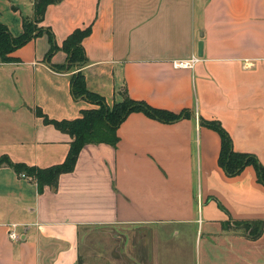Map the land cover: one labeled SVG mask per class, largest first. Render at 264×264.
<instances>
[{
  "label": "crops",
  "instance_id": "obj_1",
  "mask_svg": "<svg viewBox=\"0 0 264 264\" xmlns=\"http://www.w3.org/2000/svg\"><path fill=\"white\" fill-rule=\"evenodd\" d=\"M35 2L0 0V24L19 36ZM40 26L55 52L48 57L45 31L0 61V158L41 169L64 161L71 138L36 110L70 121L98 109L72 97L74 71L55 68L66 63L64 39L88 26L80 71L89 92L110 106L125 89L189 117L130 114L116 146L86 145L56 190L38 192L1 166L0 264H77L90 226L128 228L123 250L133 264H264V226L255 240L236 226L264 223V186L252 166L226 176L220 137L204 124L218 122L233 150L264 168V0H55ZM192 57V68L173 66Z\"/></svg>",
  "mask_w": 264,
  "mask_h": 264
},
{
  "label": "trees",
  "instance_id": "obj_2",
  "mask_svg": "<svg viewBox=\"0 0 264 264\" xmlns=\"http://www.w3.org/2000/svg\"><path fill=\"white\" fill-rule=\"evenodd\" d=\"M55 0H36L32 18L22 19V33L12 36L6 26L0 24V61L12 62L10 55L19 48L26 45L32 39L40 36L46 31L51 48L48 57L58 47L54 45L53 36L50 31L43 30L40 24L43 22L46 7ZM91 26L76 29L67 36L61 44L60 49L66 54V63L61 67H55L58 71L74 73L70 77V93L76 100H85L98 109L82 111L81 117L74 120L52 121L36 110V115L43 119L46 125H52L56 130L67 134L71 138L68 153L64 161L58 165L48 168L28 167L24 164H13L7 157L0 158V167L9 166L17 174L36 183L38 192L45 186L56 190L60 175L71 173L74 170L78 155L86 145L107 144L115 147L118 143L117 130L122 122L132 113H142L146 117L164 123H171L182 117H189L187 110L174 114L167 110L152 108L143 101H136L128 96L125 89L119 91L120 99L108 106L105 100L97 94L91 93L86 88L84 76L80 69L86 64V56L83 41L90 35ZM206 126L216 131L220 137V151L218 155V166L226 176L239 175L246 167L252 166L256 173L257 182L264 186V168L253 155L235 152L228 134L222 129L218 122H204ZM242 228L247 237L255 240L261 236L264 226L263 222L236 223ZM224 227H228L224 225Z\"/></svg>",
  "mask_w": 264,
  "mask_h": 264
},
{
  "label": "rangeland",
  "instance_id": "obj_3",
  "mask_svg": "<svg viewBox=\"0 0 264 264\" xmlns=\"http://www.w3.org/2000/svg\"><path fill=\"white\" fill-rule=\"evenodd\" d=\"M128 230L121 226L83 228L78 237L77 264H133L123 250L124 236L130 234Z\"/></svg>",
  "mask_w": 264,
  "mask_h": 264
},
{
  "label": "built area",
  "instance_id": "obj_4",
  "mask_svg": "<svg viewBox=\"0 0 264 264\" xmlns=\"http://www.w3.org/2000/svg\"><path fill=\"white\" fill-rule=\"evenodd\" d=\"M198 58L196 57H192L190 60H184V61H176L173 63V66L175 68H192L193 65L198 62ZM22 177H24V175H21ZM15 225H12L10 227V230L8 232V237L11 240H17L18 239V235L16 234V232L14 231Z\"/></svg>",
  "mask_w": 264,
  "mask_h": 264
},
{
  "label": "water",
  "instance_id": "obj_5",
  "mask_svg": "<svg viewBox=\"0 0 264 264\" xmlns=\"http://www.w3.org/2000/svg\"><path fill=\"white\" fill-rule=\"evenodd\" d=\"M200 47H201V46L199 45V49H200Z\"/></svg>",
  "mask_w": 264,
  "mask_h": 264
}]
</instances>
